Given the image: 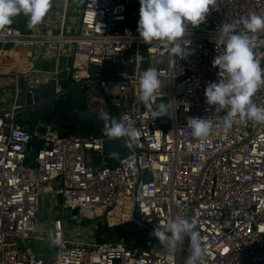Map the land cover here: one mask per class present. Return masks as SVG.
<instances>
[{"label": "built area", "instance_id": "1", "mask_svg": "<svg viewBox=\"0 0 264 264\" xmlns=\"http://www.w3.org/2000/svg\"><path fill=\"white\" fill-rule=\"evenodd\" d=\"M77 2L62 0L63 10L74 9ZM80 3L73 34L63 35L62 27L56 36H40L31 32L28 16L21 13L17 17L27 30L12 25L0 29V44L40 39L71 44L69 81L96 86L109 116L128 128L123 137L128 153L121 158L106 154L101 137L47 132L35 158L28 161L30 135L14 121L16 100L0 112V264H188L187 239L173 250L156 238L148 249L139 250L121 240L68 238L56 229L60 240H51L53 254L44 257L38 247L18 248V242H39L43 187L53 181L58 186L52 195L70 216L109 227L133 223L150 233L172 218H193L203 248L197 264H264V124L236 117L225 129L220 117L224 112L216 113L204 97L205 86L219 79L212 65L223 52L222 45H215L219 26L249 13L264 15V0H215L199 28L188 25L183 39L190 44L183 59L171 58L165 41L141 40L136 31L139 0ZM241 27L236 24L237 31ZM253 50L264 69V33L257 34ZM126 51L135 55L132 72L101 75L104 62L114 63ZM148 67L158 70L161 88L152 101L142 103L137 78ZM253 99L264 107V87ZM161 102L172 106L170 116L152 119L150 107L155 110ZM193 116L211 121L207 136H192L186 118ZM90 152L100 161L92 162ZM109 156L114 164L104 161Z\"/></svg>", "mask_w": 264, "mask_h": 264}, {"label": "clouds", "instance_id": "2", "mask_svg": "<svg viewBox=\"0 0 264 264\" xmlns=\"http://www.w3.org/2000/svg\"><path fill=\"white\" fill-rule=\"evenodd\" d=\"M215 0H139V19L137 33L148 44L153 40L165 41L168 54L183 59L188 55L190 41L183 39L190 24L197 27L209 12ZM50 6V0H0V29L13 23V17L23 13L28 16V26L39 24ZM236 24L241 25L239 31ZM258 33H264V15L249 13L241 16L235 23L221 24L215 36V45L223 46V52L216 55L212 65L218 68L219 79L209 82L204 89L205 102L215 106L216 113L224 112L221 123L225 129L230 128L234 118L247 119L264 124V107L253 99L257 91L264 87V69L260 59L254 53V41ZM138 96L142 103L153 100L161 88L159 72L155 67H148L138 75ZM172 106L163 102L149 109L152 119L164 115L170 116ZM103 121V135L108 138H123L128 128L115 117L99 111ZM193 137L207 136L211 121L203 116L186 118ZM193 218L175 217L165 225H159L152 231L161 245L175 249L188 242L190 257L188 264H197L203 256L202 241ZM57 236L53 243H59Z\"/></svg>", "mask_w": 264, "mask_h": 264}, {"label": "water", "instance_id": "3", "mask_svg": "<svg viewBox=\"0 0 264 264\" xmlns=\"http://www.w3.org/2000/svg\"><path fill=\"white\" fill-rule=\"evenodd\" d=\"M129 58L132 61L128 62ZM70 60L69 57L65 67L53 69L45 78L28 80L21 86V93L15 99L14 121L30 135L28 157L35 158L41 136L47 132H56L60 137H101L106 154L117 153L119 158L125 156L128 151L124 138L103 135V121L99 119L98 113L101 111L110 115L108 105L98 99L92 84L69 81L66 67ZM134 60L135 55L126 51L114 63L104 62L100 73L115 77L121 76L122 72L127 74L133 71ZM81 221V217H75L76 223Z\"/></svg>", "mask_w": 264, "mask_h": 264}, {"label": "crops", "instance_id": "4", "mask_svg": "<svg viewBox=\"0 0 264 264\" xmlns=\"http://www.w3.org/2000/svg\"><path fill=\"white\" fill-rule=\"evenodd\" d=\"M74 5V9L63 10L62 0L50 1V6L42 21L30 29L31 32L42 35H58L63 27V35L68 36L77 31L78 16H75L77 4L82 6L80 0ZM12 26L21 31L27 29L19 17L12 18ZM63 21L64 26L61 25ZM29 31V30H28ZM71 44L66 42L48 41L40 39L37 42L0 44V112L8 109L13 104L15 97L21 93V86H24L29 78H45V76L56 68H63L70 57ZM17 68V70H16ZM32 68L34 73H22L16 78L17 72H25ZM26 74V75H25ZM18 86V87H17ZM93 91L97 92L93 85ZM17 89V95L15 90ZM98 93V92H97ZM17 104V103H16ZM117 154V153H113ZM92 162H99V158L89 153ZM28 161L31 159L28 157ZM108 164H114L112 156L107 158ZM58 182H49L43 187L44 195L53 197L52 190L57 188ZM38 246H35L36 249Z\"/></svg>", "mask_w": 264, "mask_h": 264}, {"label": "rangeland", "instance_id": "5", "mask_svg": "<svg viewBox=\"0 0 264 264\" xmlns=\"http://www.w3.org/2000/svg\"><path fill=\"white\" fill-rule=\"evenodd\" d=\"M80 5L77 4L75 9V16L79 14ZM196 28H199L197 26ZM94 71V69L92 70ZM165 84V80H162ZM56 197H49L48 195H44L43 200L40 204V210L38 212V229H43L41 232H36V235L39 237V242L29 241V242H18V248L25 249H34L35 246H38V251L43 253L44 257H47L49 254H53L55 252L56 247L51 244V240L53 241L58 234L55 232L56 229H62L64 231V235L68 238H77L79 240H83L85 242H99L97 240V226L98 224L104 225L105 223L92 222L88 220H82L80 223L75 222V217L66 211L62 212L59 201ZM76 213V211H73ZM107 225V224H106ZM109 227V226H108ZM111 228V227H110ZM112 229V228H111ZM50 240L49 244L48 241ZM105 242H116L112 238L111 240Z\"/></svg>", "mask_w": 264, "mask_h": 264}, {"label": "trees", "instance_id": "6", "mask_svg": "<svg viewBox=\"0 0 264 264\" xmlns=\"http://www.w3.org/2000/svg\"><path fill=\"white\" fill-rule=\"evenodd\" d=\"M111 228L106 224H98L97 240L105 242L113 238L116 242L121 240L127 247L139 250L148 249L156 240V237L148 229L139 227L133 223H124Z\"/></svg>", "mask_w": 264, "mask_h": 264}]
</instances>
